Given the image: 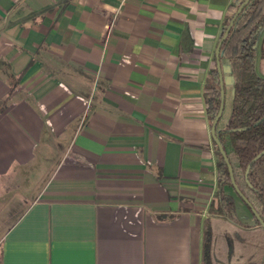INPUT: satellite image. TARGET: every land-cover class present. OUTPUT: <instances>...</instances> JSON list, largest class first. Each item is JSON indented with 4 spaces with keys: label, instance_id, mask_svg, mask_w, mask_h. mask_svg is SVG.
Segmentation results:
<instances>
[{
    "label": "crops",
    "instance_id": "obj_1",
    "mask_svg": "<svg viewBox=\"0 0 264 264\" xmlns=\"http://www.w3.org/2000/svg\"><path fill=\"white\" fill-rule=\"evenodd\" d=\"M239 1L0 0V264H206L204 85Z\"/></svg>",
    "mask_w": 264,
    "mask_h": 264
},
{
    "label": "trees",
    "instance_id": "obj_2",
    "mask_svg": "<svg viewBox=\"0 0 264 264\" xmlns=\"http://www.w3.org/2000/svg\"><path fill=\"white\" fill-rule=\"evenodd\" d=\"M242 1L228 5L220 37ZM259 1L248 0L244 4L220 46V49L224 50L232 76V101L229 117L225 126L218 129L217 136L231 165L233 179L249 203V205L246 202L245 204L250 210L254 208L262 217L264 212V76L257 72L255 59L257 40L264 27V10L253 19ZM218 75L216 67L211 69L210 76L204 85L206 112L211 124L221 100ZM216 150V206L209 207V217L203 223L204 262L206 264H264V227L255 216L253 223H245L238 218L234 195L240 198L241 196L233 187L227 162L217 145ZM261 151L263 152L259 154ZM248 164H250L249 169L245 174ZM215 219L216 223H213L212 220Z\"/></svg>",
    "mask_w": 264,
    "mask_h": 264
},
{
    "label": "water",
    "instance_id": "obj_3",
    "mask_svg": "<svg viewBox=\"0 0 264 264\" xmlns=\"http://www.w3.org/2000/svg\"><path fill=\"white\" fill-rule=\"evenodd\" d=\"M248 0H243L239 6L237 7L232 19L230 20L229 22V25L226 27V30L224 31L223 35L221 36V38L219 39L218 41V44L216 46V49H215V56H216V68H217V71L219 73L218 75V79H219V87H220V94H221V100H220V104H219V108H218V111L212 121V124H211V135H212V138L213 140L215 141L218 149H219V152L223 155L225 161L227 162V165H228V169H229V173H230V178H231V182L233 184V187L235 188L236 192L241 196V198L244 200V202H246L248 205L249 203L247 202V199L241 194L239 188L237 187V184L235 183L234 179H233V174H232V168H231V165L229 164L228 162V158L225 154V151H224V148H223V145L221 144L217 134H216V124H217V121L219 120L220 116H221V113H222V110H223V97H224V90H223V86H224V81L226 80L225 78H223V74H222V66L220 64V59H219V55H220V46L222 44V42L224 41L225 37L227 36V33L230 29V26L232 25L235 17L237 16V14L240 12V10L242 9V7L244 6L245 3H247ZM228 70H230V67H228ZM231 80H232V76H231ZM263 151H261L259 154H261ZM249 165L246 167V170H245V174H247L248 172V169H249ZM254 216L256 218H258L259 222L262 224V226L264 227V219L260 216V214L254 209L252 208L251 209Z\"/></svg>",
    "mask_w": 264,
    "mask_h": 264
},
{
    "label": "rangeland",
    "instance_id": "obj_4",
    "mask_svg": "<svg viewBox=\"0 0 264 264\" xmlns=\"http://www.w3.org/2000/svg\"><path fill=\"white\" fill-rule=\"evenodd\" d=\"M230 85H231V83H227V80L224 81L223 110H222L221 116L218 120L219 125L224 124L225 120L227 119V115L231 110V90L232 89H231ZM234 198H235V206H236L237 213L243 218V213L245 212L247 207L244 204V201H242V199L239 196L234 195Z\"/></svg>",
    "mask_w": 264,
    "mask_h": 264
}]
</instances>
